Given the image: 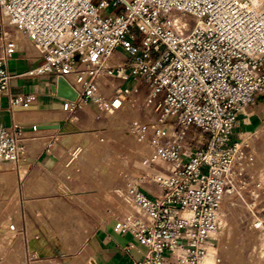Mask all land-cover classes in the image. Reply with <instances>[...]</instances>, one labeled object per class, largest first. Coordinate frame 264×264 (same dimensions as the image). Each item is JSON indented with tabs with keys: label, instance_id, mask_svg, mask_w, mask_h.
<instances>
[{
	"label": "built area",
	"instance_id": "obj_1",
	"mask_svg": "<svg viewBox=\"0 0 264 264\" xmlns=\"http://www.w3.org/2000/svg\"><path fill=\"white\" fill-rule=\"evenodd\" d=\"M0 41V96L11 107L35 100L10 92L7 62L25 43L36 64L24 74L64 76L77 91L62 110L92 103L121 116L143 162L159 167L142 177L146 189L114 190V230L146 247L132 264H207L224 202L243 190L261 196L250 218L264 229L258 154L246 132L235 139L241 111L264 93V0H0ZM193 126L206 137L189 141ZM26 148L22 131L0 122V173Z\"/></svg>",
	"mask_w": 264,
	"mask_h": 264
},
{
	"label": "crops",
	"instance_id": "obj_2",
	"mask_svg": "<svg viewBox=\"0 0 264 264\" xmlns=\"http://www.w3.org/2000/svg\"><path fill=\"white\" fill-rule=\"evenodd\" d=\"M35 64L34 51L25 43L7 62L13 74L10 92L35 94L32 105L11 107L8 96H0V122L21 130L27 144L21 160L3 171L16 177L18 211L14 217L16 230H10L11 238L0 252L4 259L8 256L7 264H132L143 256L146 247L113 228L121 211L116 187H112L115 182H105L96 175L89 183H77L63 172L73 158L70 148L77 136L70 132L78 127L70 121L79 109L72 114L62 110V98L53 90L55 77L24 74ZM84 106L81 111L101 118L98 133L102 140L113 136L116 120L122 121L120 126L128 131L121 116L98 115L92 103ZM83 155L95 158L89 152ZM8 179L15 184L12 175ZM67 234L72 245L63 241ZM76 238L80 245H75Z\"/></svg>",
	"mask_w": 264,
	"mask_h": 264
},
{
	"label": "rangeland",
	"instance_id": "obj_3",
	"mask_svg": "<svg viewBox=\"0 0 264 264\" xmlns=\"http://www.w3.org/2000/svg\"><path fill=\"white\" fill-rule=\"evenodd\" d=\"M149 90L146 83L140 85L138 103L142 109L145 108ZM259 97L241 111L235 139H238L239 133L246 132L241 136L249 143L247 149L251 148L258 154L253 168L259 170L258 174H261L260 178L264 182V94ZM71 119L70 123L76 125L78 130L70 132L75 133L77 138L70 148L73 156L69 160L71 163L63 170L65 176L70 180L74 178L77 183H89L93 176L98 175L105 182L114 181L112 187H123L133 181L146 189L142 177L153 176L159 167L143 162L144 155L136 138L129 130H123V125L120 126L122 121L116 120L111 131L113 136L102 140L100 132L98 133L103 124L101 118L94 119L79 109ZM199 136L206 137L201 128L193 126L189 129V141ZM191 149V146L186 144L185 151L190 152ZM85 152L91 153L95 158H85ZM10 175L13 176L15 184L8 179ZM260 199L261 196L255 197L243 190L224 202L219 227L210 240L207 264H264V229L254 228L250 218L252 208L256 206L254 203ZM17 211L16 177L10 171L3 172L0 174V247L11 238L10 224L16 223L14 217ZM68 234L63 241L66 245H72L69 243ZM76 242L79 244L75 245H80L81 241L76 238ZM7 258L8 256L0 264H7Z\"/></svg>",
	"mask_w": 264,
	"mask_h": 264
},
{
	"label": "water",
	"instance_id": "obj_4",
	"mask_svg": "<svg viewBox=\"0 0 264 264\" xmlns=\"http://www.w3.org/2000/svg\"><path fill=\"white\" fill-rule=\"evenodd\" d=\"M53 90L61 97L75 100L77 98V91L71 85V83L64 77L59 76L57 78L56 84L53 85Z\"/></svg>",
	"mask_w": 264,
	"mask_h": 264
},
{
	"label": "bare ground",
	"instance_id": "obj_5",
	"mask_svg": "<svg viewBox=\"0 0 264 264\" xmlns=\"http://www.w3.org/2000/svg\"><path fill=\"white\" fill-rule=\"evenodd\" d=\"M262 94H264V93H262ZM262 94H261V95H262ZM261 95H260V96H261Z\"/></svg>",
	"mask_w": 264,
	"mask_h": 264
}]
</instances>
